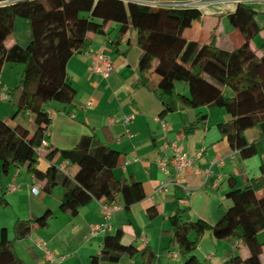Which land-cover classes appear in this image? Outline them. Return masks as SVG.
<instances>
[{
    "label": "trees",
    "instance_id": "16d2710c",
    "mask_svg": "<svg viewBox=\"0 0 264 264\" xmlns=\"http://www.w3.org/2000/svg\"><path fill=\"white\" fill-rule=\"evenodd\" d=\"M254 14L249 6L237 5L229 20L243 35L244 43L227 51L216 45L214 35L206 44L184 39L183 32L201 19V12L196 9L152 8L119 0H17L0 7V76L7 63L23 65L21 80L6 96L15 109L12 119H28L14 127L0 120L3 169L8 165H26L35 179L45 182L43 190L48 194L56 186H64L59 208L72 216L92 199L98 202L106 199L109 203L120 200L129 209L145 198L140 183L115 179L113 169L119 153L95 136L83 137L74 149L59 152L73 168L69 175L61 173L55 165L44 172L36 168L38 149L51 123L46 105L70 104L76 96L66 70L68 61L74 55L88 52V34L110 37L105 31L109 23L118 25L111 40L116 50L130 28L136 31L141 51L138 64L141 84L147 86L152 75L159 78L156 96L162 104L161 115L175 111L178 105L192 109L222 108L230 120L219 124L218 130L231 149L238 150L243 158L264 154V45L260 47V56L250 48L251 40L259 32ZM17 19L30 24L31 41L26 47L16 44L6 49L4 42ZM178 84L186 86L188 95L175 91ZM251 128H256L262 138L258 143L246 145L244 132ZM56 153L51 152L47 159L51 160ZM262 190L264 165L260 166V176L244 188L236 189L230 184L226 197L231 205L211 226L200 220L186 221L185 210L177 208L170 217L172 242L185 264H199L193 253L206 231L216 240L237 243L248 251L246 258L234 255L222 264H262L264 243L258 236L264 233V198L257 197ZM6 205L5 198L0 197V208ZM52 215L47 210L35 220H17L15 239L27 237L34 226L45 228ZM256 216L262 220L254 223L252 219ZM122 238L121 230L106 235L92 264H115L124 255L139 257L140 264H155L156 255L150 248L139 251L123 245ZM0 264H24L6 229L1 231Z\"/></svg>",
    "mask_w": 264,
    "mask_h": 264
},
{
    "label": "crops",
    "instance_id": "0c3cea01",
    "mask_svg": "<svg viewBox=\"0 0 264 264\" xmlns=\"http://www.w3.org/2000/svg\"><path fill=\"white\" fill-rule=\"evenodd\" d=\"M119 1L146 5L174 0ZM217 1L221 0H197L201 19L187 28L183 37L187 41L206 44L214 35L220 49H237L244 43V37L229 20L237 6L230 2L215 3ZM247 6L255 13L254 21L259 29L258 35L250 42V48L260 56V47L264 45V3L253 2ZM105 31L111 36L88 34V51L104 49L114 67L111 75L105 79L91 72L86 54L70 58L66 70L76 96L70 104L53 102L46 105L51 123L44 138L47 146L38 151L36 168L44 172L50 165H55L61 172L60 167L65 166L66 173H61L69 175L73 168L59 152L74 149L83 137L95 136L100 143L119 153L113 169L115 179L140 183L145 198L129 209H125L120 200L109 203L106 199L101 202L92 199L72 216L59 208L65 193L64 186L58 185L51 193H45V182L33 179L26 165H8L4 170L0 160V197H4L7 203L5 210L0 208V237L1 231L6 229L17 256L24 264H48L36 246L38 242H44L57 258L64 257L55 264H92V258L100 254L104 237L118 230L123 233V245L133 246L139 251L150 248L156 255L155 264H185L172 242L170 217L177 208L185 210L186 221L200 220L211 226L231 205L226 197L230 184L236 189L244 188L260 176V166L264 165V154L243 158L238 150L231 149L218 130L219 124L230 120L222 108L192 109L178 105L175 111L161 115L162 104L156 96L159 78L152 75L147 86L141 84L138 72L141 51L137 47L136 31L130 28L117 50L111 40L118 32V25L109 23ZM31 38L30 24L17 19L4 46L6 49L16 44L26 47ZM23 70L21 64L7 63L4 66L0 76V96L7 95V91L16 86ZM175 91L188 95L185 85H177ZM13 114L8 98L0 99V120L14 127L22 121L19 118L13 120ZM124 116H133V120L124 125ZM112 118L114 121L111 122ZM160 120L167 123L166 132L161 128ZM189 129L193 130L187 133ZM261 138L260 132L251 128L244 132L243 141L251 145L260 142ZM171 141L178 143L181 150L190 156L200 155L193 169L184 172L181 178L189 195L178 187H169L166 193L156 192L159 185L168 180L159 163L171 159V150L161 148L165 142ZM53 151L57 153L48 160V154ZM35 185L40 189L38 195L31 190ZM257 197L264 198V190ZM100 203L117 205L119 209L113 211L106 221ZM47 210L53 215L45 228L34 226L27 237L15 239L17 220H35ZM252 220L256 223L262 217L256 216ZM93 225H98L99 229L92 233ZM258 240L264 243V233L258 236ZM193 254L199 264H222L230 256L246 258L248 251L237 243L216 240L210 231H206ZM260 259L264 264V247ZM140 263L139 257L124 255L115 264Z\"/></svg>",
    "mask_w": 264,
    "mask_h": 264
},
{
    "label": "built area",
    "instance_id": "2783aa9c",
    "mask_svg": "<svg viewBox=\"0 0 264 264\" xmlns=\"http://www.w3.org/2000/svg\"><path fill=\"white\" fill-rule=\"evenodd\" d=\"M17 0H6L0 2V7L13 4ZM226 2H230L235 4L236 6L238 4H251L253 2H261L264 3V0H221L217 1L215 3L224 4ZM146 6L152 7V8H162V9H196L199 10V3L197 0H174L167 3H147ZM86 56H88L90 60V70L94 74H98L102 76L103 78L107 79L114 67L111 63L110 56L104 51V49L100 48L96 52L88 51L85 53ZM0 99L7 100L6 95L0 96ZM133 120V116H124L122 118V122L124 125L129 124ZM110 121H114V119H110ZM161 128L164 132L167 131L168 125L165 121L160 120ZM47 143L45 139L42 140L41 145L38 149L41 150L43 147H46ZM162 149H170L172 152V157L169 161L166 162H160L159 167L161 172L168 177V180L162 182L158 189L157 193L160 192H167L169 187H178L184 190V192L189 195L188 190L183 186V183L181 181L182 175L184 172L193 169L195 160L200 156L197 154L196 156H190L187 153L183 152L176 142H165L162 147ZM61 172L66 173V167L61 166L60 167ZM33 179H35L33 177ZM10 189H14L13 186L9 187ZM32 193L34 195H38L40 193V189L37 185L32 187ZM100 208L102 210V213L104 214L105 220H109L110 215L113 211L119 209L117 205H108L105 203H100ZM92 233L99 229L98 225H93L91 227ZM144 244H147V241L145 239H142ZM37 248L42 253V256L44 260L48 264H55L58 261H62L64 257L57 258L53 252L49 251L46 248V244L44 242H38L36 244Z\"/></svg>",
    "mask_w": 264,
    "mask_h": 264
},
{
    "label": "rangeland",
    "instance_id": "374dc122",
    "mask_svg": "<svg viewBox=\"0 0 264 264\" xmlns=\"http://www.w3.org/2000/svg\"><path fill=\"white\" fill-rule=\"evenodd\" d=\"M18 83H19V82H18ZM18 83H17V84H18ZM17 84H16V85H17ZM179 85H182V84H178V86H179ZM14 87H15V86H14ZM14 87H13V88H14ZM14 112H15V109H14ZM27 120H28L27 118H24V120H21V121H27ZM1 209H4V210H5V207H3V208H1Z\"/></svg>",
    "mask_w": 264,
    "mask_h": 264
}]
</instances>
